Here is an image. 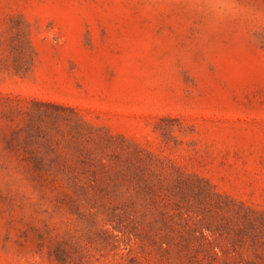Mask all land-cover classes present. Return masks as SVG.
<instances>
[{
	"label": "rangeland",
	"instance_id": "obj_1",
	"mask_svg": "<svg viewBox=\"0 0 264 264\" xmlns=\"http://www.w3.org/2000/svg\"><path fill=\"white\" fill-rule=\"evenodd\" d=\"M0 264H264V0H0Z\"/></svg>",
	"mask_w": 264,
	"mask_h": 264
}]
</instances>
